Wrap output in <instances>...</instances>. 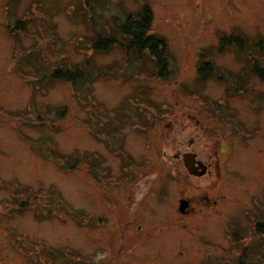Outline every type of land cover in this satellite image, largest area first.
Here are the masks:
<instances>
[{
    "label": "rangeland",
    "instance_id": "1",
    "mask_svg": "<svg viewBox=\"0 0 264 264\" xmlns=\"http://www.w3.org/2000/svg\"><path fill=\"white\" fill-rule=\"evenodd\" d=\"M145 2L168 79L148 51L94 48L128 44ZM255 63L264 0H0V264H264Z\"/></svg>",
    "mask_w": 264,
    "mask_h": 264
},
{
    "label": "trees",
    "instance_id": "2",
    "mask_svg": "<svg viewBox=\"0 0 264 264\" xmlns=\"http://www.w3.org/2000/svg\"><path fill=\"white\" fill-rule=\"evenodd\" d=\"M153 20L154 13L150 7V4L145 2L138 19H134L130 15L124 22L118 23L119 27H121V31L125 33L126 36L132 37L128 44L119 41L113 36L105 37L99 35L95 39L94 48L97 51L106 52L112 49L114 46H120L122 49L126 50V52L137 51L139 54L142 51H148V54L154 59L155 66L157 68V75L164 79H168L169 74L172 72L171 68L169 67L167 55L168 43L164 37L151 33ZM235 36L227 37L226 40H229L228 42L240 41L237 40ZM223 40L224 37L221 36L218 44L219 49L223 43ZM255 64L256 65L253 66L252 73L261 77L264 71L263 69L259 68L257 63ZM207 66H211V63H203V65L199 66L198 70L199 76L204 80L208 79V75L205 72ZM87 76L89 78L90 74L86 73L81 67L76 68V70L72 73L70 70L63 71L62 69H55L51 74V77L55 79L67 81H76L79 78Z\"/></svg>",
    "mask_w": 264,
    "mask_h": 264
},
{
    "label": "water",
    "instance_id": "3",
    "mask_svg": "<svg viewBox=\"0 0 264 264\" xmlns=\"http://www.w3.org/2000/svg\"><path fill=\"white\" fill-rule=\"evenodd\" d=\"M183 158H184L186 167L190 170V173L192 175L200 176L206 172V170L203 166V163H202V165H200L199 161H198L199 166L195 167V169L192 168L191 164H194L197 162V160L195 159V154L187 153V154H184ZM189 202L190 201L188 199L180 200L179 211L181 213H184L187 211V208L189 207Z\"/></svg>",
    "mask_w": 264,
    "mask_h": 264
},
{
    "label": "flooded vegetation",
    "instance_id": "4",
    "mask_svg": "<svg viewBox=\"0 0 264 264\" xmlns=\"http://www.w3.org/2000/svg\"><path fill=\"white\" fill-rule=\"evenodd\" d=\"M182 145H183V144H182ZM190 145H191V144H190ZM190 145H188V146L186 147V150H185V151H183V152L178 151V153H176L174 156L177 157V158L181 157V161H182L183 167H185V170L187 171L188 174L192 175V174L190 173V170H189V169L186 167V165H185V161H184V158H183L184 154H187V153L195 154V159L197 160V162L194 163V164H191L193 169H195V167L199 166L198 161L200 162V165H202V163H203V166H204V161H203L201 158H199V154H198V152L195 151L194 149H192V148L190 147ZM206 168H207V167H206ZM196 171H197V170H196ZM208 171H209V169L207 168V172H208Z\"/></svg>",
    "mask_w": 264,
    "mask_h": 264
}]
</instances>
